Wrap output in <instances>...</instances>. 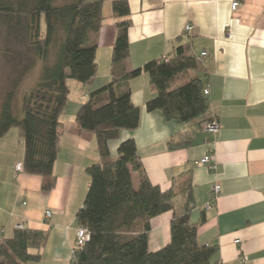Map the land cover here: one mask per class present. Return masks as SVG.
<instances>
[{
    "label": "crops",
    "instance_id": "1",
    "mask_svg": "<svg viewBox=\"0 0 264 264\" xmlns=\"http://www.w3.org/2000/svg\"><path fill=\"white\" fill-rule=\"evenodd\" d=\"M113 1L103 0L92 81H67L69 99L53 166L55 186L43 191L41 176L15 169L24 154L17 129L0 137V240L11 238L17 224L46 233L41 263H69L79 226L76 211L90 183L86 167L100 160L95 138L78 132L74 117L88 93L110 80L116 35ZM233 1L238 2L235 9L228 0H126L131 21L127 69L171 57L176 46H185L203 64V71L190 72L195 71L191 76L200 77L208 89L209 114L218 130L209 133L203 126L194 133L192 146L169 150L166 141L188 131V125L166 120L158 110H145L154 90L147 74L141 73L129 82L131 102L140 108L139 126L121 131L108 147L114 156L121 140L133 138L145 174L162 189L189 170L195 206L190 218L196 221L201 211L205 216L199 244L216 243L215 259L221 264H241L242 256L247 259L243 264H264V0ZM186 25L192 29L185 30ZM71 103L75 110L69 114ZM207 154L212 169L199 162ZM215 184L220 185L219 193L206 209ZM171 216L167 212L151 219L149 250L168 242Z\"/></svg>",
    "mask_w": 264,
    "mask_h": 264
},
{
    "label": "trees",
    "instance_id": "2",
    "mask_svg": "<svg viewBox=\"0 0 264 264\" xmlns=\"http://www.w3.org/2000/svg\"><path fill=\"white\" fill-rule=\"evenodd\" d=\"M102 4L103 0H69L59 5H53L52 0H0V29L5 24L11 37L26 41L34 54L26 64L17 66L15 84L1 102L0 137L16 127L24 146L22 171L41 176L43 191L51 190L56 183L53 166L64 128L61 116L69 99L67 81L87 84L96 72ZM112 10L116 35L110 80L88 93L74 117L78 132L95 138L100 160L86 167L90 183L76 211L77 223L88 230L89 240L74 245L68 264H221L215 259L218 245L199 244L197 240L205 216L201 211L196 221L190 218L194 208L190 171L173 177L170 187L162 189L145 174L133 138L121 141L114 156L108 147L121 131L139 126L140 108L131 102L129 82L141 73L147 74L154 90L144 104L145 110H158L166 120L188 125V131H179L166 141L167 148L192 146L194 133L215 121L209 114L203 80L190 73L204 70L201 59L178 45L171 57L127 69L131 24L128 3L115 0ZM52 51L54 59L50 60ZM37 61L43 62L40 79L23 93V116L17 117L12 112L14 92ZM132 172L137 175L136 186ZM167 212L172 214L169 240L151 251V219ZM46 239L42 231L16 229L11 238L0 240V264L39 263Z\"/></svg>",
    "mask_w": 264,
    "mask_h": 264
},
{
    "label": "rangeland",
    "instance_id": "3",
    "mask_svg": "<svg viewBox=\"0 0 264 264\" xmlns=\"http://www.w3.org/2000/svg\"><path fill=\"white\" fill-rule=\"evenodd\" d=\"M69 0H52L53 5H59L68 2ZM11 50L9 54L7 51ZM17 52L19 54H17ZM23 54V55H22ZM34 57L33 52L29 49V46L26 44V41L17 40L14 36L11 37V33L7 29V26L3 24L0 29V105L1 102L8 90L13 88L15 84L16 77L18 76L19 67L23 64H26ZM50 60L54 59L53 51L49 56ZM43 62L37 61L31 71L26 74L22 81L18 84V88L14 92L13 103H12V112L17 117H22L23 113L21 110L22 95L24 92H28L34 88L37 82L40 79L42 71ZM18 69V70H17ZM195 71H191V75ZM75 110V105L72 103L69 104V114ZM13 131H16V127L11 128ZM125 140V139H123ZM121 140V141H123ZM120 141V142H121ZM119 142V143H120ZM118 143V144H119ZM132 180L134 186L137 185V175L132 172ZM194 208L191 210L193 211ZM197 211V210H195ZM177 212L180 213V206H177ZM36 264H47L45 262H39Z\"/></svg>",
    "mask_w": 264,
    "mask_h": 264
},
{
    "label": "built area",
    "instance_id": "4",
    "mask_svg": "<svg viewBox=\"0 0 264 264\" xmlns=\"http://www.w3.org/2000/svg\"><path fill=\"white\" fill-rule=\"evenodd\" d=\"M231 2V8L232 9H235L238 5V2L237 1H233V0H228ZM192 29V26L191 25H186L185 26V30L187 31H190ZM206 54V52H203L201 53V56H204ZM204 94L207 95L208 94V89L205 87L204 88ZM205 130L209 133H214L218 130V124L216 121H211L209 123H207L205 126H204ZM201 164H207L208 165V168L209 169H212L214 168V163L213 161L211 160V155L210 154H207V155H204L200 161H199ZM15 169L17 171H22V164L21 163H17L16 166H15ZM219 190H220V185L219 184H215L212 188H211V191H210V199L209 201L204 205V207L207 209V208H210L218 193H219ZM46 214L49 216L50 215V211H46ZM16 228L17 229H22L23 228V225L22 224H17L16 225ZM89 232L88 230L83 227V226H79L77 227L76 229V237H75V245H82L84 244L86 241L89 240ZM235 242H239V240H235ZM246 257L245 256H242L240 258V263L243 264L245 261H246Z\"/></svg>",
    "mask_w": 264,
    "mask_h": 264
}]
</instances>
